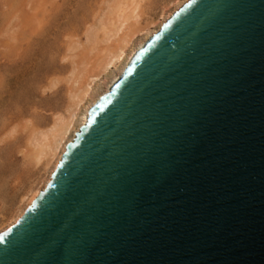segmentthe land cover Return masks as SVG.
Here are the masks:
<instances>
[{
    "label": "water",
    "instance_id": "95a60500",
    "mask_svg": "<svg viewBox=\"0 0 264 264\" xmlns=\"http://www.w3.org/2000/svg\"><path fill=\"white\" fill-rule=\"evenodd\" d=\"M0 264H264V0H189L137 52Z\"/></svg>",
    "mask_w": 264,
    "mask_h": 264
},
{
    "label": "rangeland",
    "instance_id": "374dc122",
    "mask_svg": "<svg viewBox=\"0 0 264 264\" xmlns=\"http://www.w3.org/2000/svg\"><path fill=\"white\" fill-rule=\"evenodd\" d=\"M177 1L0 0V232L47 177L33 157L34 133L66 115L87 84L92 101L103 97L123 67L102 73L120 38L137 36Z\"/></svg>",
    "mask_w": 264,
    "mask_h": 264
},
{
    "label": "bare ground",
    "instance_id": "6f19581e",
    "mask_svg": "<svg viewBox=\"0 0 264 264\" xmlns=\"http://www.w3.org/2000/svg\"><path fill=\"white\" fill-rule=\"evenodd\" d=\"M187 1L189 0H178L176 4H174V2V7H167V11L165 10L162 12V14H164L163 18H160V21H157V23L156 20L154 23L150 22L151 24H147L146 27H143L138 31L137 36L136 34L132 37L125 35L120 38L119 42L117 43L118 45L116 49L110 54H108L106 60L104 61V66L102 68V73L105 74L106 72H109L111 70H117L121 65H123L122 68L120 67V70L118 69L120 73L118 75L116 74L117 76H114L113 81L110 84L114 85L119 80L120 76L123 74L129 62H131L135 54H137V51L144 47L146 42H148L149 39L161 29L163 24ZM134 18L138 19V15H134L133 19ZM128 21L129 18L127 17V19H125L124 21L122 20L120 22V26L116 28V34L120 32L123 33L126 23ZM138 37H141L140 42H136L137 40L139 41ZM90 84L86 85V88L82 90L81 94L76 95L74 97L73 104L67 110L66 115H59L58 117L55 116L53 125L45 131L38 132L39 136H37V133L35 136L34 133V137L32 139V144L34 147L33 157L37 161V163H45L44 166H46L47 171L44 170V172L46 171L47 175H45L47 177H44L45 180L41 181V183H43L40 188H37L33 192L30 191L31 193H33L32 196L28 198L26 204L24 205V208H22V210H20V213L12 220L11 223L6 226V229L11 227L18 221V219L32 204V202L36 199L39 193L45 189V187L51 180L52 174L57 169L60 161L62 160V157L66 152L67 145L74 140L80 128L86 124L89 111L96 104L97 101L96 99V101H92V99H94V91L92 88H90ZM112 85L108 87L104 94L109 91Z\"/></svg>",
    "mask_w": 264,
    "mask_h": 264
}]
</instances>
